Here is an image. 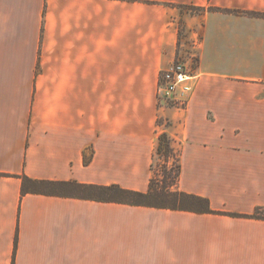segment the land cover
<instances>
[{
	"label": "crops",
	"instance_id": "1",
	"mask_svg": "<svg viewBox=\"0 0 264 264\" xmlns=\"http://www.w3.org/2000/svg\"><path fill=\"white\" fill-rule=\"evenodd\" d=\"M177 60L184 105L158 98ZM162 134L210 213L57 185L146 193ZM256 214L264 0H0V264H264Z\"/></svg>",
	"mask_w": 264,
	"mask_h": 264
},
{
	"label": "trees",
	"instance_id": "2",
	"mask_svg": "<svg viewBox=\"0 0 264 264\" xmlns=\"http://www.w3.org/2000/svg\"><path fill=\"white\" fill-rule=\"evenodd\" d=\"M192 14H201L203 9L186 8ZM195 12V13H194ZM256 15V14H254ZM174 153L172 141L167 134H162L159 138L157 155L170 157ZM180 164L177 167V185L169 184L165 188L159 189L152 178L149 190L146 193L122 189L117 185L112 186H85L79 184H57L59 187L66 186L69 190L80 197L89 198L101 202L117 203L137 207H149L156 209H167L175 211H194L198 213H210V205L208 200L188 195L178 190H173L174 185L178 186L180 178ZM44 185V184H43ZM48 186H56V184H45ZM257 218L264 219V215L256 214Z\"/></svg>",
	"mask_w": 264,
	"mask_h": 264
},
{
	"label": "built area",
	"instance_id": "3",
	"mask_svg": "<svg viewBox=\"0 0 264 264\" xmlns=\"http://www.w3.org/2000/svg\"><path fill=\"white\" fill-rule=\"evenodd\" d=\"M197 77L193 70L181 60L160 74L158 98L160 101L184 105L194 90Z\"/></svg>",
	"mask_w": 264,
	"mask_h": 264
},
{
	"label": "rangeland",
	"instance_id": "4",
	"mask_svg": "<svg viewBox=\"0 0 264 264\" xmlns=\"http://www.w3.org/2000/svg\"><path fill=\"white\" fill-rule=\"evenodd\" d=\"M189 13L191 11L187 10ZM195 13V12H194ZM189 44V43H188ZM192 55V53H190ZM193 58V57H192ZM179 161V153L174 149V153L170 157L156 156L153 165V176L154 182L157 184L159 189L165 188L169 184L177 185V167ZM174 185L173 190H178V186Z\"/></svg>",
	"mask_w": 264,
	"mask_h": 264
}]
</instances>
